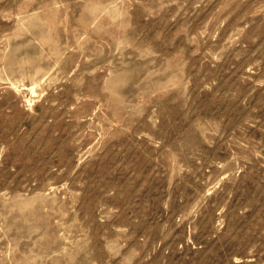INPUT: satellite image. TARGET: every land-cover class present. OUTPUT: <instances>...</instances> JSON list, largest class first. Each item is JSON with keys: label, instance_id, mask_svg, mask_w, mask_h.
Instances as JSON below:
<instances>
[{"label": "rangeland", "instance_id": "374dc122", "mask_svg": "<svg viewBox=\"0 0 264 264\" xmlns=\"http://www.w3.org/2000/svg\"><path fill=\"white\" fill-rule=\"evenodd\" d=\"M0 264H264V0H0Z\"/></svg>", "mask_w": 264, "mask_h": 264}]
</instances>
